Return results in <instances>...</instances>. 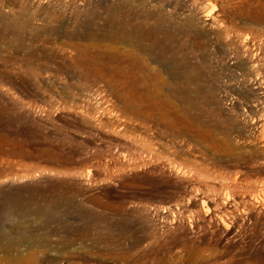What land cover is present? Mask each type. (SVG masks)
Segmentation results:
<instances>
[{"label":"rangeland","instance_id":"obj_1","mask_svg":"<svg viewBox=\"0 0 264 264\" xmlns=\"http://www.w3.org/2000/svg\"><path fill=\"white\" fill-rule=\"evenodd\" d=\"M263 136L264 0H0V264H264Z\"/></svg>","mask_w":264,"mask_h":264},{"label":"bare ground","instance_id":"obj_2","mask_svg":"<svg viewBox=\"0 0 264 264\" xmlns=\"http://www.w3.org/2000/svg\"><path fill=\"white\" fill-rule=\"evenodd\" d=\"M97 43L100 44L99 42ZM130 54H126L125 58H120L116 55H109L106 59L104 57L106 55L101 54L100 57H103L105 62L98 68L92 64L97 82L102 84L101 86L105 87L109 91L110 97L114 99L116 103L125 107L129 111L135 112V107L138 106L147 107L151 110L169 103L170 98L162 97L161 89L157 88L156 90H152L149 85V80H159L161 78L160 74L145 72V70H135L133 64L129 61ZM172 78L176 79V74H174ZM168 88L170 91L177 90L175 83L172 85L170 84ZM175 94L178 93L175 92ZM262 196L264 197V190L262 191Z\"/></svg>","mask_w":264,"mask_h":264}]
</instances>
